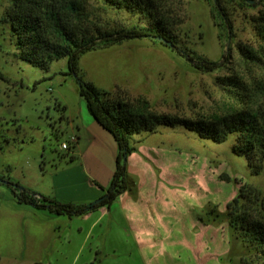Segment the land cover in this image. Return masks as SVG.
<instances>
[{"label": "rangeland", "instance_id": "1", "mask_svg": "<svg viewBox=\"0 0 264 264\" xmlns=\"http://www.w3.org/2000/svg\"><path fill=\"white\" fill-rule=\"evenodd\" d=\"M175 35L192 54L221 67L196 69L152 38L99 48L79 60L78 76L114 98L147 99L153 110L213 119L237 108L226 85L253 88L263 69L240 47L258 49L264 0H161ZM0 0V264H264L236 238L232 208L264 202V173L253 176L235 156L237 136L223 144L182 128L160 127L135 137L126 161L128 190L109 207L57 216L19 203L9 182L42 198L92 204L107 193L119 154L111 134L91 116L68 59L42 70L20 58ZM91 19L104 30L147 26L140 15L92 1ZM258 105L264 108V97ZM67 144L68 149H63Z\"/></svg>", "mask_w": 264, "mask_h": 264}, {"label": "trees", "instance_id": "2", "mask_svg": "<svg viewBox=\"0 0 264 264\" xmlns=\"http://www.w3.org/2000/svg\"><path fill=\"white\" fill-rule=\"evenodd\" d=\"M92 1L138 14L148 25L104 30L91 19ZM213 3L215 12L227 25L229 19L223 0H213ZM7 17L20 58L42 70H49L55 61L68 59L70 73L78 77L80 95L85 99L89 113L111 134L119 151L113 180L100 200L86 205L64 203L39 197L21 189L19 185L7 183L14 187L19 203L70 218L84 216L100 208H109L128 190L126 161L136 150L132 145L135 137L156 134L160 127L182 128L197 134L202 140L216 144H223L230 137L237 136L232 153L245 158L253 176L264 173V108L258 105L259 100L264 97V74L253 88L237 78H228L226 85L234 89L239 106L232 112L213 119L160 114L143 97L134 101L114 98L78 76L79 60L88 52L144 38H152L176 50L198 70H218L220 62L198 57L180 45L174 31L176 23L166 13L161 0H12V8ZM256 27L262 45L256 50L248 47H240L239 50L247 60L259 65L264 72V14L258 17ZM0 182L6 183L2 179ZM257 206L236 209L229 205V222L236 238L245 243L250 251L264 258V202Z\"/></svg>", "mask_w": 264, "mask_h": 264}, {"label": "built area", "instance_id": "3", "mask_svg": "<svg viewBox=\"0 0 264 264\" xmlns=\"http://www.w3.org/2000/svg\"><path fill=\"white\" fill-rule=\"evenodd\" d=\"M63 149H68V145L67 144H64L63 145Z\"/></svg>", "mask_w": 264, "mask_h": 264}]
</instances>
